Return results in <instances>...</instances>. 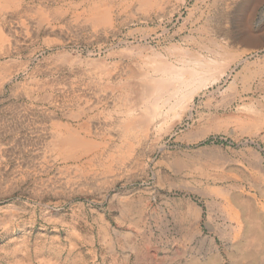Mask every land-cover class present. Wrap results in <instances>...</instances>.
Returning <instances> with one entry per match:
<instances>
[{
	"label": "rangeland",
	"instance_id": "rangeland-1",
	"mask_svg": "<svg viewBox=\"0 0 264 264\" xmlns=\"http://www.w3.org/2000/svg\"><path fill=\"white\" fill-rule=\"evenodd\" d=\"M23 1L0 10V264H264V0H113L99 28L88 0ZM190 55L215 69L201 86ZM55 116L100 148L52 150ZM132 194L152 210L123 229Z\"/></svg>",
	"mask_w": 264,
	"mask_h": 264
},
{
	"label": "bare ground",
	"instance_id": "bare-ground-1",
	"mask_svg": "<svg viewBox=\"0 0 264 264\" xmlns=\"http://www.w3.org/2000/svg\"><path fill=\"white\" fill-rule=\"evenodd\" d=\"M23 1V0H22ZM21 0H0V10H7V9H11V8H14V9H16L17 7H19V6H21V2H22ZM48 1V0H47ZM59 1V0H58ZM81 1V0H80ZM87 1V0H86ZM118 1V0H117ZM129 1V0H128ZM135 1H139V3L142 5V6H144L145 8H146V10H148V9H153V8H157L158 7V3L161 5L163 2H167V1H170V0H135ZM172 1V0H171ZM24 2V1H23ZM22 2V3H23ZM25 2H26V0H25ZM41 2H42V0H41ZM61 2V1H60ZM59 2V3H60ZM63 2V1H62ZM65 2V1H64ZM70 2H71V0H70ZM77 2V1H76ZM83 2V1H82ZM120 2V1H119ZM121 2H123L122 0H121ZM121 2H120V5H121ZM28 3V2H27ZM114 1L113 0H88L87 2H86V5H85V8H83V6H82V8L83 9H85L86 11H85V15H84V18H85V20H87V22H89L90 24H92L94 27L96 26V27H98L99 28V26L101 27V26H108V25H111L112 23H113V10H115V7H116V5L114 6ZM130 3V2H129ZM136 3V2H135ZM134 3V4H135ZM176 3V2H175ZM186 3V2H185ZM29 4V3H28ZM40 4V3H39ZM56 4V3H55ZM74 4V3H73ZM78 4V3H77ZM173 4V3H172ZM43 5V4H42ZM46 5V4H45ZM58 5V4H57ZM56 5V6H57ZM125 5H126V3H125ZM50 6V5H49ZM70 6V5H69ZM122 6V5H121ZM24 7H25V5H24ZM33 7V6H32ZM45 7V6H44ZM73 7V6H72ZM139 7V6H138ZM165 7H167V5L165 6ZM171 7V6H170ZM43 8V7H42ZM54 8V7H53ZM57 8V7H56ZM59 8V7H58ZM57 8V9H58ZM63 8V7H62ZM76 8V7H75ZM132 8V7H131ZM159 8V7H158ZM157 8V9H158ZM177 8H178V6H177ZM176 8V9H177ZM35 9V8H34ZM37 9V11H38V8H36ZM56 9V10H57ZM70 9V8H69ZM22 10V9H21ZM23 10H24V8H23ZM28 10H29V8H28ZM43 10H45L44 12H46V9L44 8ZM48 10V9H47ZM55 10V11H56ZM59 10V9H58ZM66 10V9H65ZM127 10V9H126ZM132 10V9H131ZM180 10V8H178V11ZM184 10V9H183ZM17 11V10H16ZM26 11V10H25ZM60 11H62V10H60ZM68 11V10H67ZM72 11H74V9L72 10ZM84 11V10H83ZM82 11V12H83ZM116 11V10H115ZM121 11V10H120ZM124 11H125V8H124ZM150 11V10H149ZM158 11V10H157ZM181 12V11H180ZM55 13V12H54ZM57 13V12H56ZM60 13V12H59ZM128 13V12H127ZM150 13V12H149ZM19 14H20V12H19ZM62 14V13H61ZM81 14V13H80ZM120 14V13H119ZM133 14V13H132ZM18 15V14H17ZM63 15V14H62ZM12 16V15H11ZM40 16V15H39ZM52 16V15H51ZM75 16V15H74ZM122 16H124V15H122ZM150 16V15H149ZM172 16V15H171ZM41 17H42V15H41ZM46 17V16H45ZM49 17V16H48ZM59 17V16H58ZM120 17V16H119ZM138 17V16H137ZM169 17V16H168ZM11 18V17H10ZM18 18V17H17ZM38 18V17H37ZM37 18H35L36 20H37ZM43 19H44V17H42ZM51 18V17H50ZM129 18V17H128ZM136 18V17H135ZM146 18H147V16H146ZM13 19V18H12ZM15 19V18H14ZM123 19V18H122ZM151 19V18H150ZM1 20H3V19H1ZM0 20V21H1ZM48 20V19H47ZM50 20V19H49ZM58 20V19H57ZM124 20V19H123ZM134 20V19H133ZM155 20V19H154ZM170 20V19H169ZM11 21V20H10ZM33 21H34V19H33ZM63 21V20H62ZM79 21V20H78ZM116 21V20H115ZM147 21V20H146ZM151 21V20H150ZM16 22V21H15ZM30 22V21H29ZM57 22V21H56ZM59 22V21H58ZM129 22V21H128ZM153 22V21H152ZM151 22V23H152ZM166 22H168V21H166ZM22 23H24V21L22 22ZM27 23V22H26ZM25 23V24H26ZM34 23H35V21H34ZM116 23V22H115ZM139 23V22H138ZM140 23H142V22H140ZM147 23V22H146ZM17 24V23H16ZM27 24H29V23H27ZM36 24V23H35ZM43 24H45V23H43ZM42 24V25H43ZM58 24V23H57ZM56 24V25H57ZM63 24V23H62ZM79 24V23H78ZM125 24H127V23H125ZM132 24V23H131ZM156 24V23H155ZM6 25V24H5ZM18 25H20V24H18ZM52 25V24H51ZM61 25V24H60ZM113 25V24H112ZM27 26V25H26ZM25 26V27H26ZM30 26V25H29ZM53 26V25H52ZM89 26V25H88ZM115 26V25H114ZM114 26H113V28H114ZM121 26V25H120ZM119 26V27H120ZM11 27V26H10ZM22 27V26H21ZM39 27V26H38ZM86 27V26H85ZM94 27H92V29L94 28ZM116 27V26H115ZM130 27V26H129ZM2 28V27H1ZM13 28H15V27H13ZM58 28H59V26H58ZM5 29V28H4ZM17 29V28H16ZM35 29V28H34ZM112 30V29H111ZM9 31V30H8ZM17 31V30H16ZM22 31V30H21ZM24 31V30H23ZM100 31V30H99ZM114 31V30H113ZM131 31V30H130ZM18 32H20V29H19V31ZM38 32V31H37ZM40 32V31H39ZM116 32V31H115ZM12 33V32H11ZM58 33V32H57ZM87 33V32H86ZM111 33V32H110ZM17 34V33H16ZM23 34H24V32H23ZM65 34V33H64ZM109 34V33H108ZM113 34V33H112ZM19 35H20V33H19ZM29 35V34H28ZM58 35V34H57ZM101 35V34H100ZM25 36V35H24ZM99 36V35H98ZM103 36V35H102ZM112 36V35H111ZM22 37V36H21ZM54 37V36H53ZM97 37V36H96ZM100 37V36H99ZM242 37V36H241ZM244 37V36H243ZM13 38V37H12ZM18 38V37H17ZM16 38V39H17ZM65 38V37H64ZM88 37H86V39H87ZM21 39H23V38H21ZM21 39H20V41H21ZM25 39V38H24ZM27 39V38H26ZM96 39V38H95ZM98 39V38H97ZM106 39H108V38H106ZM105 39V40H106ZM9 40V37H8V33L5 31V30H3V29H0V56H4V57H8V56H10L11 55V51H12V47L10 46L11 45V43L9 44V45H5V43L7 42ZM36 40V39H35ZM41 40V39H40ZM43 40V39H42ZM51 40V39H50ZM65 40V39H64ZM85 40V39H84ZM18 41V40H17ZM88 41H89V39H88ZM91 41V40H90ZM94 41V40H93ZM98 41V40H97ZM127 41V40H126ZM26 42V41H25ZM24 42V43H25ZM35 42V41H34ZM39 42V41H38ZM37 42V40H36V43H38ZM99 42V41H98ZM108 42V41H107ZM21 43V42H20ZM135 43V42H134ZM39 44V43H38ZM43 44V43H42ZM129 44V43H128ZM70 45V44H69ZM68 45V46H69ZM102 45V44H101ZM105 45V44H104ZM125 45V44H124ZM16 46H18V45H16ZM59 46V45H58ZM107 46V45H106ZM130 46V45H129ZM24 47V46H23ZM40 47V46H39ZM46 47V46H45ZM128 47V46H127ZM133 47V46H132ZM67 48V47H66ZM147 49H148V47H146ZM16 49V48H15ZM38 49V48H37ZM72 50V49H71ZM131 50V49H130ZM73 51V50H72ZM16 52V51H15ZM68 53V52H67ZM73 53V52H72ZM92 53V52H91ZM91 53H89V55L91 54ZM130 53V52H129ZM220 53V52H219ZM17 54V53H16ZM55 54V53H54ZM65 54V53H64ZM80 55V54H79ZM111 55V54H110ZM109 55V56H110ZM63 57V55L60 57V59ZM82 57V56H81ZM113 57V56H112ZM231 57H232V55H231ZM71 58V57H70ZM70 58H68V60L70 59ZM190 58L191 59H193L192 60V62H193V64L195 65V67L191 70V72H190V75H187V76H185V80L190 76V79H194V83L196 84H199L200 82H201V85H203L202 83H204L207 79H209L210 77H212L213 75H215V73L213 72L212 73V71L213 70H215V69H213V68H211V67H209V63L207 62V61H205V58H199L198 56H196V55H190ZM2 59V58H1ZM73 59V58H72ZM77 59V58H76ZM81 59V58H80ZM136 59V58H135ZM4 60V59H3ZM3 60H2V62H3ZM9 60V59H8ZM7 62V61H6ZM81 62V61H80ZM139 62V61H138ZM192 62H190V63H192ZM31 63V62H30ZM102 63V62H101ZM141 63V62H140ZM22 64V63H21ZM192 64V65H193ZM74 65V64H73ZM133 65V64H132ZM142 65V64H141ZM191 65V64H190ZM75 66V65H74ZM236 66V65H235ZM22 66H20L19 68H21ZM144 67V66H143ZM154 67V66H153ZM184 67V66H183ZM186 67H187V64H186ZM190 67V66H189ZM12 68V67H11ZM10 68V69H11ZM24 68H26V67H24ZM59 68V67H58ZM64 68V67H63ZM135 68V67H134ZM150 68V67H149ZM155 69H156V71L157 72H168L169 73V75L170 74H172V71H173V67H172V65H170L167 61H164V62H158L157 63V65H156V67H155ZM191 69V68H190ZM224 69V68H223ZM7 66L5 65V64H0V75H2L3 76V74L4 75H6L7 74ZM16 70V69H15ZM97 70V69H96ZM245 70V72H244V74H246V73H251V71H250V69H249V67H244V69H243V71ZM9 72H11V71H9ZM25 72V71H24ZM28 72V71H27ZM34 72V71H33ZM136 72V71H135ZM178 72V71H177ZM220 72H222V70L220 71ZM219 72V73H220ZM224 72V71H223ZM134 73V72H133ZM136 73H138V72H136ZM186 73V72H185ZM17 74V73H16ZM99 74H100V72H99ZM139 74V73H138ZM144 74V73H143ZM203 74L205 75V76H203ZM210 74V76L208 77V75ZM9 75V74H8ZM8 75H6V76H8ZM104 75V74H103ZM115 75V74H114ZM146 75V74H145ZM173 75V74H172ZM179 75V74H178ZM184 75V74H183ZM29 76V75H28ZM130 76V75H129ZM5 77V76H4ZM33 77V76H32ZM177 77V76H176ZM243 77L244 78H247L246 76H244L243 75ZM19 78V77H18ZM135 78V77H134ZM136 78H138V77H136ZM182 78V77H181ZM6 79V78H5ZM11 79V78H10ZM34 79V78H33ZM102 79H103V77H102ZM7 80H9L8 78H7ZM26 80V79H25ZM105 80V79H104ZM180 80V79H179ZM210 80V79H209ZM219 80V79H218ZM132 82V81H131ZM185 82H187V81H185ZM207 82V81H206ZM154 83V82H153ZM2 84V83H1ZM0 84V85H1ZM137 85V84H136ZM180 85V84H179ZM186 85V84H185ZM200 85V84H199ZM200 85V86H201ZM8 86V85H7ZM131 86V85H130ZM183 86V85H182ZM15 87V86H14ZM119 87V86H118ZM134 87V86H133ZM132 87V88H133ZM178 87V86H177ZM230 87H232V86H230ZM37 88V87H36ZM67 88V87H66ZM105 88V87H104ZM138 88H140V87H137L136 89H138ZM152 88H153V86H152ZM155 88V87H154ZM3 89V88H2ZM6 89V88H5ZM201 89H202V87H201ZM44 90V89H43ZM68 90H70V89H68ZM131 90V89H130ZM139 90V89H138ZM203 90V89H202ZM3 91H4V89H3ZM151 91H152V89H151ZM187 91V90H186ZM154 92V91H153ZM158 92V91H157ZM173 92V91H172ZM168 93H170V92H168ZM42 94V93H41ZM182 94V93H181ZM199 94V93H198ZM153 95H155V94H153ZM191 95V94H190ZM178 96V95H177ZM244 96V95H243ZM24 97V96H23ZM162 97V96H161ZM241 97V96H240ZM20 98V97H19ZM175 98V97H174ZM66 100V99H65ZM75 100V99H74ZM161 100V99H160ZM160 100H159V102H160ZM73 101V100H72ZM87 101V100H86ZM105 102H106V100H105ZM181 102H183V101H181ZM16 103V102H15ZM102 103V102H101ZM148 103V102H147ZM146 105V104H145ZM181 105V104H180ZM61 106V105H60ZM67 106V105H66ZM101 106H102V104H101ZM106 106V105H105ZM19 107H21V106H19ZM64 107V106H63ZM127 110V109H126ZM136 111V110H135ZM197 112V111H196ZM89 113V112H88ZM58 115V114H57ZM250 118V117H249ZM54 119H56V116H55V118ZM57 120V119H56ZM56 120H54V122H53V132H52V135L50 136V144H51V149L52 150H56L57 152H59L61 155H63L64 156V158H66V159H73V158H76L78 155H80V154H86V153H89V152H91L92 153V151H96L97 149H99L100 148V144H98L97 142H92V141H89V136H88V138H87V136L86 137H84L83 135H81L80 134V132H78L77 130H74L73 128H71L70 126H67V125H64V124H62V122L61 123H59L58 121H56ZM69 122H71V121H69ZM75 123V122H74ZM234 124V123H233ZM84 128V127H83ZM88 129V128H87ZM120 129H121V131L119 132L120 133V136H122V133H124V122H123V124L122 125H120ZM128 129V128H127ZM245 131V130H244ZM86 133H88V132H86ZM85 133V134H86ZM140 134V133H139ZM92 136V135H91ZM94 138V137H93ZM92 138V139H93ZM95 139H96V137H95ZM97 141V140H96ZM132 146V145H131ZM213 148V147H212ZM102 149V148H101ZM108 151H109V149H107ZM130 150V149H129ZM211 151V150H210ZM99 152V151H98ZM223 152H224V150H223ZM137 153V152H136ZM227 153V152H226ZM97 154V153H96ZM101 154V153H100ZM120 154V153H119ZM207 154H209V153H207ZM87 155V154H86ZM91 155V154H90ZM112 155V154H111ZM83 156V155H82ZM89 157V156H88ZM227 157V156H226ZM225 157V158H226ZM203 159V158H202ZM104 160V159H103ZM78 161V160H77ZM80 161V160H79ZM210 161V160H209ZM69 162V161H68ZM88 163V162H87ZM90 164V163H89ZM107 164V163H106ZM79 165V164H78ZM111 165V164H110ZM260 165V164H259ZM90 166V165H89ZM261 166V165H260ZM22 167V166H21ZM88 167V166H87ZM204 168H206V167H204ZM182 170V169H181ZM228 174V173H227ZM212 184V183H211ZM136 199V198H135ZM184 202V201H183ZM193 208V207H192ZM203 209V208H202ZM240 210V209H239ZM200 216H201V213H200ZM63 218V217H62ZM143 218V217H142ZM198 218V217H197ZM241 218V217H240ZM67 219V218H66ZM134 219V218H133ZM199 219V218H198ZM72 221V220H71ZM74 221V220H73ZM76 221V220H75ZM66 222V221H65ZM14 223V222H13ZM68 223V222H67ZM78 223V222H77ZM69 224V223H68ZM72 224V223H71ZM75 224V223H74ZM200 224V223H199ZM10 226V225H9ZM12 226H13V224H12ZM72 226H73V224H72ZM20 226L18 225V228H19ZM22 227H23V225H22ZM74 227H76V226H74ZM77 228V227H76ZM10 228H8V230H9ZM66 229V228H65ZM72 229V228H71ZM7 230V231H8ZM11 230V229H10ZM23 230V229H22ZM7 231H4V232H7ZM17 231V230H16ZM72 231V230H71ZM79 231V230H78ZM77 231V232H78ZM15 233V232H14ZM17 234V233H16ZM10 235H12V233L10 234ZM4 236H6V235H4ZM3 237V236H2ZM1 237V238H2ZM20 237V236H19ZM73 237V236H72ZM68 238V237H67ZM22 239V238H21ZM77 239V238H76ZM105 240V239H104ZM70 242H72V241H70ZM74 242V241H73ZM105 242H106V240H105ZM132 242V241H131ZM73 244V243H72ZM76 244H77V242H76ZM110 244H111V242H110ZM13 245V244H12ZM52 245V244H51ZM58 245V244H57ZM75 245V244H74ZM77 246V245H76ZM32 247V246H31ZM71 247V246H70ZM74 247V246H73ZM81 247V246H80ZM51 248V247H50ZM78 248V247H77ZM76 247H75V249H77ZM4 249H7V248H4ZM11 249V248H10ZM73 249V248H72ZM71 249V250H72ZM87 250H88V248H86ZM39 250V249H38ZM70 250V249H69ZM68 250V251H69ZM70 250V251H71ZM81 250V249H80ZM91 250V249H90ZM9 251V250H8ZM11 251V250H10ZM64 252V251H63ZM81 252V251H80ZM9 253V252H8ZM69 253V252H68ZM34 254V253H33ZM93 254V253H92ZM92 254H91V256H92ZM220 254V253H219ZM35 255V254H34ZM77 255V254H76ZM84 255V254H83ZM74 257V256H73ZM37 258V257H36ZM42 258V257H41ZM33 260H34V258H33ZM39 260H41V259H39ZM82 260V259H81ZM87 260V259H86ZM26 261V260H25ZM44 262H45V260H44ZM67 262V261H66ZM199 262V261H198ZM8 263H10V262H8ZM11 263H13V262H11ZM17 263V262H16ZM50 263V262H49ZM48 263V264H49ZM23 264H25V262L23 263ZM32 264V263H31ZM46 264H47V262H46ZM52 264V263H51ZM55 264H57V263H55ZM94 264V263H93Z\"/></svg>",
	"mask_w": 264,
	"mask_h": 264
},
{
	"label": "crops",
	"instance_id": "crops-1",
	"mask_svg": "<svg viewBox=\"0 0 264 264\" xmlns=\"http://www.w3.org/2000/svg\"><path fill=\"white\" fill-rule=\"evenodd\" d=\"M217 9H219V8H216V10ZM260 33H264V26L260 30ZM56 121H58L59 123L62 122V124H66L64 121H61L59 119H57ZM46 131H47V133H45L46 137L50 138V136L52 135V132H53L52 122L50 123L49 126H47ZM49 131H50V133H49ZM162 172L164 173L165 177H168V179H170L173 176V174H175V169H174L173 163L169 162L167 165L162 167ZM77 184H78L77 182L75 184L71 183L70 186L67 188V192L68 193L78 192L76 189L78 188L77 186L79 184L78 185ZM99 186L104 187L103 185H100V184H99ZM105 189H107V188H105ZM144 202H145L144 195L140 196V195H136V194L130 195L129 197H127L123 201V205L126 206V210L123 211L122 216L119 219V224L122 225L123 229H124L125 223L130 224V226H133V224L138 225L142 220L148 218L147 214L152 209H150V207L149 208L147 207V209L146 208H144V209L139 208L140 205L145 204ZM123 233H124V231H123ZM121 235L123 236L124 234H121ZM122 236L119 237V241H122L124 239V237H122ZM112 243L116 244V241L113 239ZM122 248H124V246Z\"/></svg>",
	"mask_w": 264,
	"mask_h": 264
}]
</instances>
